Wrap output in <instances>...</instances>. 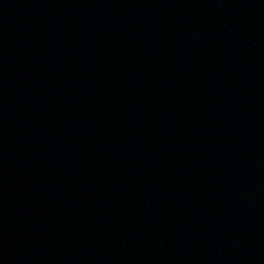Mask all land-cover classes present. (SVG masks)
Here are the masks:
<instances>
[{
    "label": "water",
    "instance_id": "1",
    "mask_svg": "<svg viewBox=\"0 0 264 264\" xmlns=\"http://www.w3.org/2000/svg\"><path fill=\"white\" fill-rule=\"evenodd\" d=\"M0 264H264V0H0Z\"/></svg>",
    "mask_w": 264,
    "mask_h": 264
}]
</instances>
